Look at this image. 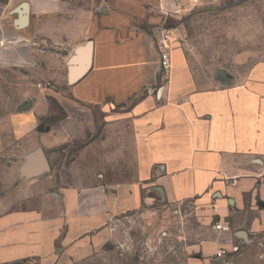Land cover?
<instances>
[{
  "label": "crops",
  "instance_id": "obj_1",
  "mask_svg": "<svg viewBox=\"0 0 264 264\" xmlns=\"http://www.w3.org/2000/svg\"><path fill=\"white\" fill-rule=\"evenodd\" d=\"M188 2L89 0L82 7L73 0H0V45L39 40L43 34L60 40L68 46L61 55V77L68 83L70 57L91 40L90 66L69 83L71 97L110 112L99 133L86 134L70 167L76 179L60 185L51 214L44 217L49 202L20 212V256L36 259L31 264H81L117 241L119 216L155 202H189L227 226L216 229L218 238L206 244L216 260L225 257L215 256L220 247L232 252L245 228L264 233V57L241 82L213 87L198 85L177 48L170 68L162 70L156 37L162 30L171 40L169 25ZM34 52L30 46L31 60ZM49 77L60 75L53 71ZM37 124L34 116L19 120L16 137ZM35 149L23 155L22 164ZM128 156L133 177L110 184L108 191L95 187L86 174L99 164L105 167L104 158L110 166ZM43 173L30 176L37 179L31 185L37 193ZM31 229L37 235L27 239L24 232Z\"/></svg>",
  "mask_w": 264,
  "mask_h": 264
},
{
  "label": "rangeland",
  "instance_id": "obj_2",
  "mask_svg": "<svg viewBox=\"0 0 264 264\" xmlns=\"http://www.w3.org/2000/svg\"><path fill=\"white\" fill-rule=\"evenodd\" d=\"M73 1L80 6L89 2ZM58 18L63 19L62 12ZM170 24L172 51L177 48L184 54L203 88L241 82L264 57V0H189ZM42 36L0 45V264L36 263L20 256V212L49 202L44 217L51 214L52 198L60 193V185L76 179L70 167L78 148L87 135L100 132L101 122L110 115L109 109L100 111L71 97L70 84L61 77V55L68 46ZM30 46L36 50L33 60ZM53 71L59 72V79L49 77ZM30 116L37 117V127L19 139L15 126ZM35 148L44 151L49 164L38 178L43 180L38 193L31 187L37 179L31 181L21 165L23 155ZM102 161L109 163L108 158ZM108 163L86 173L98 189L108 191L110 184L133 177L130 156ZM118 219L117 241L81 264H264V233L254 235L246 228L248 235L238 233L234 240L238 249L216 260L206 247L218 238L215 222L189 202H155ZM36 235L34 229L24 232L27 239Z\"/></svg>",
  "mask_w": 264,
  "mask_h": 264
},
{
  "label": "water",
  "instance_id": "obj_3",
  "mask_svg": "<svg viewBox=\"0 0 264 264\" xmlns=\"http://www.w3.org/2000/svg\"><path fill=\"white\" fill-rule=\"evenodd\" d=\"M26 9V5L24 7ZM26 14L23 12V21L25 23ZM92 54V42L91 40L86 41L84 45L78 46L75 49V53L69 59L68 67V79L69 83L75 82L81 77L89 68ZM39 130L43 129V126H39ZM48 161L44 156L40 148H36L34 151L27 154L25 162L22 164V171L28 176L38 175L41 172L48 170ZM241 236L246 237L245 231L239 232Z\"/></svg>",
  "mask_w": 264,
  "mask_h": 264
},
{
  "label": "built area",
  "instance_id": "obj_4",
  "mask_svg": "<svg viewBox=\"0 0 264 264\" xmlns=\"http://www.w3.org/2000/svg\"><path fill=\"white\" fill-rule=\"evenodd\" d=\"M156 47L157 50L159 52V56H160V66L162 70H167L168 68H170L171 65V52H172V48H171V41H170V36L169 33L166 31H162L159 33V35L156 37ZM214 228L220 231H225L227 230V226L221 224V223H216L214 225ZM238 247L237 246H233L232 247V251L237 250ZM226 253V249L220 247L216 252H215V256L216 257H223Z\"/></svg>",
  "mask_w": 264,
  "mask_h": 264
}]
</instances>
